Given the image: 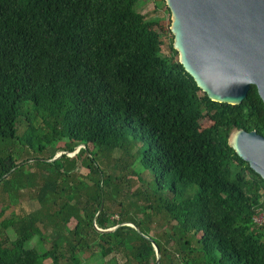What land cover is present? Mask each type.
Here are the masks:
<instances>
[{
  "label": "trees",
  "instance_id": "16d2710c",
  "mask_svg": "<svg viewBox=\"0 0 264 264\" xmlns=\"http://www.w3.org/2000/svg\"><path fill=\"white\" fill-rule=\"evenodd\" d=\"M136 2L0 0V187L37 204L7 221L0 207V264H155L149 238L158 264H264V182L226 143L233 128L264 136V104L253 85L237 105L209 100ZM60 141L82 147L39 155ZM15 144L33 155L16 162ZM124 222L138 231L94 228ZM43 231L49 248L27 246Z\"/></svg>",
  "mask_w": 264,
  "mask_h": 264
},
{
  "label": "water",
  "instance_id": "95a60500",
  "mask_svg": "<svg viewBox=\"0 0 264 264\" xmlns=\"http://www.w3.org/2000/svg\"><path fill=\"white\" fill-rule=\"evenodd\" d=\"M169 12L171 48L177 62L205 96L217 103L237 105L250 85L264 104V0H164ZM227 145L264 182V136L233 128ZM71 152H59L47 161ZM101 210V204L94 218ZM94 221V219H93ZM126 225L138 231L131 222ZM148 239L146 236H144ZM158 264L159 250L149 238Z\"/></svg>",
  "mask_w": 264,
  "mask_h": 264
},
{
  "label": "rangeland",
  "instance_id": "374dc122",
  "mask_svg": "<svg viewBox=\"0 0 264 264\" xmlns=\"http://www.w3.org/2000/svg\"><path fill=\"white\" fill-rule=\"evenodd\" d=\"M134 8L136 11L141 13L145 18L152 19L157 18L162 20L163 22V29L161 32V37L163 40V44L161 47V53L163 55L169 54V43L172 41V36L169 32V22H170V16L169 12L165 6L164 0H137V2L134 5ZM177 56V55H176ZM22 130V127L18 128V132ZM63 142H58L53 146H47L42 150V152L39 154L42 157L50 156V155H56L59 152H62L60 150V147L62 146ZM78 147H82V145H79ZM15 160L16 162H19L26 158L27 156L33 155L31 154V151H27L26 147L23 145L15 144L12 147ZM38 155V154H35ZM118 155L117 152L113 153L111 158ZM72 156V155H71ZM108 161H110L108 159ZM134 168H138L137 165L133 166ZM30 170H33L32 168ZM80 174H85L86 169L80 167L78 169ZM141 174L144 176L145 179L148 178L147 172H141ZM131 187L130 189L133 190L136 187L140 185L138 181L135 180L134 177H129ZM30 193L26 191L25 189H21L20 191H13L11 189H5L3 190L0 187V207H5L3 218L5 221L9 219H14L17 216H20L24 213H27L31 210H33L37 204L33 199H29ZM74 223L73 219H70L68 222V226L71 227ZM155 227V226H154ZM153 227V228H154ZM160 231V229H157ZM2 234L6 236L8 239L14 238V233L12 229L8 226L2 229ZM52 241L51 233L48 231H43L39 237H32L28 242L27 246L33 247L38 252H43L47 248L50 247V243ZM120 256L117 254L108 255L106 257H100L98 254H94L93 256H87L86 254H81V263L80 264H116L120 261ZM43 264H53L50 260H46L43 262ZM59 264H66L61 261Z\"/></svg>",
  "mask_w": 264,
  "mask_h": 264
},
{
  "label": "built area",
  "instance_id": "2783aa9c",
  "mask_svg": "<svg viewBox=\"0 0 264 264\" xmlns=\"http://www.w3.org/2000/svg\"><path fill=\"white\" fill-rule=\"evenodd\" d=\"M252 222L264 226V206L253 215Z\"/></svg>",
  "mask_w": 264,
  "mask_h": 264
}]
</instances>
